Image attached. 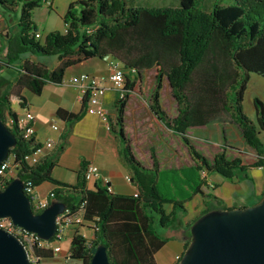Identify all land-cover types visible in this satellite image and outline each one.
Returning a JSON list of instances; mask_svg holds the SVG:
<instances>
[{
    "label": "trees",
    "instance_id": "obj_1",
    "mask_svg": "<svg viewBox=\"0 0 264 264\" xmlns=\"http://www.w3.org/2000/svg\"><path fill=\"white\" fill-rule=\"evenodd\" d=\"M52 1L0 0L6 10H20L18 30L6 35L5 46L0 42V71H16L15 78L0 92V116L17 139L8 157L10 181L17 177L34 188L50 182L54 185L51 201H60L70 214L83 216L84 223L74 226L95 223L93 238L79 230L75 232L69 250L73 259L91 264L97 247L104 245L111 264H158L155 254L168 240L160 228L170 227L186 215L185 201L201 194L205 203L188 227L210 211L230 209L213 192L216 184L208 180L210 174L231 181L240 173L248 177L250 169L264 167V102L254 98L256 121L244 111L252 74L264 77V0H230L226 5L214 4L210 10L200 8L198 0H180L176 7L129 6L125 0H78L69 5L64 16L66 31H52L41 41L42 34L36 36L39 28L33 11L45 2L52 5ZM42 55H57L58 65L50 68L32 59ZM107 57L113 58L125 72L124 96L115 100V115L108 116V121L109 130L120 143L121 159L138 189L136 195L111 191L101 179L90 189L86 179L90 163L86 160L81 162L77 184L62 182L52 175L70 144L76 123L88 112V94L84 95L79 112L58 109L57 115L64 120L65 127L50 152L33 163L27 156L43 144L35 134L25 137L29 123L21 122L14 109L15 102L28 108L25 88L40 95L48 83L62 84L68 68ZM152 68L156 82L150 96L151 116L186 145L194 161L186 169H162L153 151V165L146 166L137 157L127 134L128 102L134 95L145 96L142 72ZM164 79L178 104L174 116L162 105ZM223 113L239 125L257 157L246 155L240 148H234L236 153L230 157L224 148L211 160L197 148L188 130L205 126ZM171 183L178 185L179 191L172 190ZM168 203L173 206L171 211L165 207ZM190 242L188 239L185 243V250ZM50 250L39 249L36 253L44 259Z\"/></svg>",
    "mask_w": 264,
    "mask_h": 264
},
{
    "label": "crops",
    "instance_id": "obj_2",
    "mask_svg": "<svg viewBox=\"0 0 264 264\" xmlns=\"http://www.w3.org/2000/svg\"><path fill=\"white\" fill-rule=\"evenodd\" d=\"M9 21L10 18L4 14H0V42L3 46H5L7 40L6 35L14 33L18 30V19L16 18L15 21H13L15 23V31L12 29ZM32 59L48 65L39 56H33ZM111 63L112 60L107 63L106 66H104V64L100 61H84L76 65L78 67L77 69L71 70V73L68 75L65 74V79L79 75L80 73L93 75L108 74L113 70ZM70 69H72V67L68 68L66 72H68ZM6 71H13V73L5 75ZM15 76L16 71L13 68H4L0 71V92L5 89L8 82L12 81ZM169 88L171 87L169 86ZM110 92H112L111 99L115 111V100L118 97V90L112 87L110 84L104 97L102 98L103 105L105 106L106 97ZM23 94L28 99V108L24 109L25 111L23 112V115L18 109H14L18 112L21 122L26 121L27 112H31L35 115V136L36 139L39 140L45 147L46 154L52 149L45 146L46 142L52 140L54 143H56L65 127L64 120L57 115L58 109L63 108L74 113L79 112L83 106V97L85 93L79 85L63 82L62 84L48 83L40 95H35L26 88L23 90ZM134 96H137L140 101L142 98H144L138 95ZM162 100L163 94L161 96V101ZM174 101L178 107L177 101L173 98L172 102ZM176 114L177 113H174L172 116ZM153 122L154 127L151 129V132L155 133V135H158V137L155 140L154 146L151 147V152L153 151L160 160L161 168L165 170L186 169L187 165H182L179 168L164 167L163 161L161 159L165 157L166 159H171L170 163H178L181 159H183V161H187V147L184 148L182 140L179 136L173 134L170 130L156 123L154 120ZM54 125H57L58 129H55ZM194 128L199 129V131L205 133L206 135H208L213 130L218 132L220 141L223 144L229 142L235 144L237 147H242L241 150L245 147H250L246 142L239 125L235 123L227 113H223L216 120L205 126ZM229 133H232L234 139L237 137L238 141L229 140ZM156 146L161 147L160 150H158L160 153H157L156 150L152 149ZM250 149L253 151V156L251 157H257L256 151L251 147ZM164 150L168 152V157L163 156L162 153H164ZM151 152L150 154L144 152L143 159L145 162L139 158L142 157L139 155V153H135L146 166H152L153 160L151 157ZM82 160H86L90 164L93 163L98 165L101 169L102 177L109 178L110 184L116 193L125 195H136L138 193L137 187L131 180L127 179V176H131V173L121 159L120 143L118 139L110 130H108L107 124L102 117L96 114H90L88 112L81 120L76 123L73 134L70 137V144L66 147L60 157L58 164L52 170L53 177L62 182L77 184L78 173L81 169ZM259 169H264V167L250 169L248 171V177L245 173H240L238 178H235L231 181L225 179L219 174H210L208 176V180L216 184V188L213 192L218 197L222 198L228 207H246L256 204L252 203L255 198L259 196L260 198L263 197L264 181L258 188L252 189L249 184H247V182H243L240 177H245L247 181L254 182V184H256L255 173ZM98 181L99 180L97 179L89 180L88 187L90 189H94L99 183ZM53 188L54 185L52 183L43 182L41 185L35 188V192L39 199L46 200L49 198V194ZM205 191L210 192V189L205 188ZM191 220L192 219H184L181 216L178 220L180 221L181 226L176 233H171L167 230V228L160 230L162 235L168 240L155 254L158 264H173L175 261H177V256L184 254L185 243L189 239L188 223ZM85 225H87L89 234L84 233L82 229L83 226H73L66 229L64 232V239L60 243L61 250L57 252L50 250L51 253L42 260V264H83L82 261L70 257L69 250L72 238L77 230H79V232L87 238H93L95 236V223L85 222L84 226Z\"/></svg>",
    "mask_w": 264,
    "mask_h": 264
},
{
    "label": "water",
    "instance_id": "obj_3",
    "mask_svg": "<svg viewBox=\"0 0 264 264\" xmlns=\"http://www.w3.org/2000/svg\"><path fill=\"white\" fill-rule=\"evenodd\" d=\"M17 139L0 116V165L8 159ZM65 204L52 200L41 212L33 208L24 183L15 177L0 189V217L50 239L57 231V218ZM189 228L191 242L178 264H264V195L250 206L217 209L202 215ZM0 264H31L25 244L0 228ZM91 264H111L104 245H99Z\"/></svg>",
    "mask_w": 264,
    "mask_h": 264
},
{
    "label": "rangeland",
    "instance_id": "obj_4",
    "mask_svg": "<svg viewBox=\"0 0 264 264\" xmlns=\"http://www.w3.org/2000/svg\"><path fill=\"white\" fill-rule=\"evenodd\" d=\"M78 0H53V5H50L48 2H45L41 7L36 8L33 11V19L36 22L39 33L42 34L41 41L45 40V37L48 33L52 31H60L64 33L66 31V23L64 21V16L67 13L68 7L72 2H75ZM129 6H170V7H176L179 6L180 0H125ZM230 2V0H198V6L205 10H210L214 6V4H222L226 5ZM0 14L6 15L8 18H10V25L12 29L15 31V19H19L20 16V10L18 11H8L0 4ZM41 58L48 64L50 68H55L58 63V56L57 55H42ZM95 61H100L104 64V66L107 65L111 60H114L111 57H107L105 59H92ZM87 62V61H86ZM78 65V64H77ZM78 67L72 66V69L68 70L66 72V75L71 73V70L77 69ZM203 72V71H201ZM13 71H6L5 75L12 74ZM142 76L144 79L143 83V89H144V98L141 99V101L138 99L137 96H134L131 98L128 102V106L126 109V131L128 136L131 137L132 145L135 150V152L139 153L142 157H139L143 162L145 160L143 159L144 152L150 154L151 147L154 146L155 140L157 139L158 135H155V133L151 132V129L154 127V122L151 116V110H150V96L153 90V87L156 82V75H155V69H148L144 70L142 72ZM197 82L194 83V86H196ZM165 86V88H164ZM164 86L162 89L163 94V100L162 105L166 109V111L173 115L174 113H177V106L175 104V101L172 102V99L174 98L172 94V89L169 88V82L167 79H164ZM1 89V85H0ZM112 92L108 93L106 100H105V106L104 112L107 116H113L114 111V105L111 99ZM259 97L264 102V77L261 75H258L256 73H253L248 85V89L245 94V100H244V111L245 113L256 121V109L254 106V98ZM175 99V98H174ZM14 108L18 109L19 112L23 115V112L25 111L18 103H14ZM108 110V111H107ZM112 110V111H110ZM140 115V116H138ZM140 117V119H139ZM141 120V121H140ZM189 136L193 139L194 143L196 144L197 148L203 152L208 158L211 160L213 159L214 155L220 151H222L224 148L228 149V155L230 157H233L236 153V150L234 148H242L237 147L235 144L232 143H225L223 144L220 141L219 133L216 131H211L208 135L205 133H202L199 131V129L190 128L188 130ZM229 140L231 141H238L237 137L234 139L232 133H229ZM262 140L264 142V130H262ZM184 148H186L185 144L182 142ZM221 144V145H220ZM161 147H153V150H156L157 153L158 150H160ZM248 156H253L252 149L250 147H245L242 149ZM163 156L168 157V152L164 150V153H162ZM172 156V155H171ZM164 167L166 168H172V167H181L182 165L193 166L194 161L192 160L188 149H187V161H183L181 159L178 163H170V158H162ZM256 177V184L254 182L247 181L245 177H240V179L243 182H247L249 186L252 189L258 188L264 181V169H259L255 173ZM179 187L184 188V184L178 182ZM178 185L174 186V183H171L172 190L176 189L179 191ZM186 188V187H185ZM260 196L255 198V200L252 201V203H258L260 201ZM184 205L187 209L186 215H183L182 218L190 220L199 215L202 210L205 208V203L203 200V196L201 194L195 195L192 199L185 201ZM167 211L172 210V204H166L165 205ZM181 223L178 221L176 224L167 227V230L171 233H176L180 229ZM83 231L86 234H89L87 225L83 226ZM160 230H162L160 228ZM190 239V237H189Z\"/></svg>",
    "mask_w": 264,
    "mask_h": 264
},
{
    "label": "built area",
    "instance_id": "obj_5",
    "mask_svg": "<svg viewBox=\"0 0 264 264\" xmlns=\"http://www.w3.org/2000/svg\"><path fill=\"white\" fill-rule=\"evenodd\" d=\"M50 4V3H49ZM51 5V4H50ZM37 38L41 37L40 33L36 34ZM1 65V60H0ZM111 66L113 70L108 74L101 75H93L87 73H80L79 75L70 77L68 79H64V82L77 84L81 87L85 94H88V113L96 114L102 117L106 124L108 130L110 129L108 116L105 115L104 105L102 98L104 97L107 89L109 88V84L118 90V96H124V86H125V72L121 68V66L112 60ZM36 117L33 113L27 112L26 114V122H28V126L25 130V137L29 138L33 134H35L34 121ZM55 129H58L57 125H54ZM45 146L47 148H52L54 146V142L49 140L46 142ZM45 154V147H39L33 154L27 156V159L30 162H36L42 155ZM11 160L7 159L0 165V189L5 188L11 181ZM263 168V167H261ZM86 179H101L104 184H109V189L114 191V188L110 184V180L108 177H102L101 169L96 164H89L88 169L86 171ZM128 180H131V176H127ZM26 193L32 199V204L34 209L43 210L47 208L51 203V198L53 193L50 192L49 198L46 200H41L37 197L35 188L33 185L28 182L24 184ZM84 223V219L82 215L79 214H70L67 209L65 213L60 214L57 218V231L56 234L50 239H43L37 233L28 231L27 229L17 226L11 218L8 217H0V228H3L20 238V240L25 244L28 252L31 264H42V258L36 253V250L39 249H51L55 252L61 250L60 243L64 239V232L71 226ZM70 255V252H69ZM177 261L181 259L180 256H177Z\"/></svg>",
    "mask_w": 264,
    "mask_h": 264
}]
</instances>
